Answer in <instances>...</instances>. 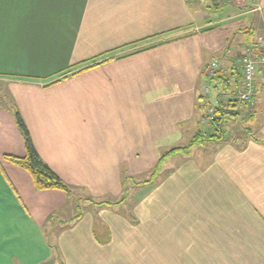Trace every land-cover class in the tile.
I'll return each mask as SVG.
<instances>
[{
	"label": "crops",
	"instance_id": "obj_1",
	"mask_svg": "<svg viewBox=\"0 0 264 264\" xmlns=\"http://www.w3.org/2000/svg\"><path fill=\"white\" fill-rule=\"evenodd\" d=\"M7 1L0 264H52L55 255L61 264H264V86L233 109L236 121L250 122L243 131L170 155L164 164L175 157L178 165H162L130 215L110 205L98 221L82 209L83 195L72 196L119 195L123 174L153 171L164 153L210 127L205 69L218 61L242 91V70L233 67L252 33L264 31V0ZM230 97L212 87L209 98L216 106ZM17 112L70 191L37 190L28 171L5 159L26 154ZM197 146L212 155L201 157Z\"/></svg>",
	"mask_w": 264,
	"mask_h": 264
},
{
	"label": "trees",
	"instance_id": "obj_2",
	"mask_svg": "<svg viewBox=\"0 0 264 264\" xmlns=\"http://www.w3.org/2000/svg\"><path fill=\"white\" fill-rule=\"evenodd\" d=\"M247 33L250 34V32H247ZM253 34L254 33H252L251 39L249 40V42L252 40ZM235 63L236 64L234 65L233 68L237 69L239 73V70L240 69L242 70V67H241V64L238 63V58L235 59ZM99 64L100 63H95L87 67L86 69L90 67H96ZM206 69H205V74L207 76ZM231 79L232 78L228 77L225 74V71H223L221 67H219L214 73V75L211 78H209L211 87L219 91V96H228V97L234 96V98L230 97L231 99H229L227 103H224L222 100L217 101L216 106L213 108L214 109L213 119L210 121L211 124H210V127H208V131L203 132L201 131L202 129H199L187 147L173 148L170 151L164 153L163 157L159 160L156 167L154 168L151 174V177L144 182L145 184L153 183L157 180L161 172L162 165L164 164V161H166L167 158L173 153H176L180 150L188 151V149L191 150L196 145H202L207 142L226 140L227 137H226V132L224 129L225 122L228 120V118L237 117V114L235 113L233 109L236 108L238 103H240L241 105L246 104V103L241 102L239 99V96L241 92L243 91V89L242 91L240 90L238 91L237 89L234 90ZM253 100H254V97L252 101ZM252 101L249 102V104L252 103ZM16 119H17L19 128L21 129L25 137L26 154L23 157L9 154V155L4 156L5 159L24 168L26 171H28L33 178L35 188L37 190L60 189L64 191H70L69 186L40 157L39 153L37 152L34 146L31 134L22 116L18 112L16 113ZM139 184L141 183H137V185ZM105 205L110 206L113 204H111L110 202H107Z\"/></svg>",
	"mask_w": 264,
	"mask_h": 264
},
{
	"label": "rangeland",
	"instance_id": "obj_3",
	"mask_svg": "<svg viewBox=\"0 0 264 264\" xmlns=\"http://www.w3.org/2000/svg\"><path fill=\"white\" fill-rule=\"evenodd\" d=\"M18 1L19 0H8L7 2L9 5H7V6L14 8V7H16V4L18 3ZM0 2H1V0H0ZM205 2H207V0H205ZM0 8H2V6ZM243 53H244V47H243ZM239 57H241V56H238V58ZM212 62H214V61H212ZM212 62H211V64H212ZM216 62H218V61H216ZM218 65L220 66L219 62H218ZM209 67H207V69ZM207 69H206V71H207ZM206 86H210V93H211L212 87H211V83L209 80L206 81V83L203 85V88H202V95L204 97V103L206 104V107H205L206 110L205 109L203 110L202 118H203V122H205V124H208V120H209L208 115L210 114L208 111H210L212 109V107L214 108L215 106L210 101V98H209L210 93L204 94V89ZM210 124H211V122L208 125L210 126ZM248 124H250V122H248V121H244V120L236 121L234 118H228V120L224 124L226 137L227 138H229V136L232 137L235 133L243 131L244 126H248ZM201 129H202L201 131H203V132L208 131V128L206 126H203V125H202ZM200 146H202V145H200ZM196 149H197L196 150L197 153L201 157H208L209 155H212V153H213V150L210 147L205 148V146L204 147L197 146ZM178 162L179 161L176 160L175 157H173L172 159L167 161L166 164H164V167L170 165V163L178 165ZM152 172L153 171L151 170V171H147L145 173H142L139 175H133V176H127V175L123 174L120 177V180L123 183L124 190L119 195H115L114 193L101 195V196L96 195L95 193H92L91 195H89V193L87 191L80 190V191H75L76 193H73L72 196H73V198L74 197L78 198L79 196L83 195L82 196L83 198H81V201H83L84 198H86V200H84L83 203L81 201H79L82 209L85 211V210H88L90 207V210L95 212V215H97V217L100 216V218H98V221L101 220V215H102L99 210L103 209L102 207H106L105 204L107 202H110L111 204H113L112 206L117 208V211L119 214L121 213L123 215H130L132 206L135 204V202H137L139 200V198H141L145 194L144 192H146L147 185L144 182L151 177ZM137 183H141V184H139L141 186L137 187L138 186ZM71 201L73 202V200H71ZM89 202H91L90 206H88ZM83 206H84V208H83ZM75 211L80 213L81 209L76 207ZM45 231L47 233L50 232V226H47ZM51 235H52V233H51ZM51 242L56 245L55 241L52 240ZM52 264H61L60 260L58 261V255L57 256L55 255V257L52 260Z\"/></svg>",
	"mask_w": 264,
	"mask_h": 264
},
{
	"label": "built area",
	"instance_id": "obj_4",
	"mask_svg": "<svg viewBox=\"0 0 264 264\" xmlns=\"http://www.w3.org/2000/svg\"><path fill=\"white\" fill-rule=\"evenodd\" d=\"M238 63L241 64L243 75V91L239 99L243 103H249L255 95L256 87L264 86V31L255 32L252 40L245 43L244 53L238 58ZM219 67L218 62H212L207 69V77L211 78ZM207 93H210V86L204 89V94ZM208 112L209 124L213 119V107Z\"/></svg>",
	"mask_w": 264,
	"mask_h": 264
}]
</instances>
